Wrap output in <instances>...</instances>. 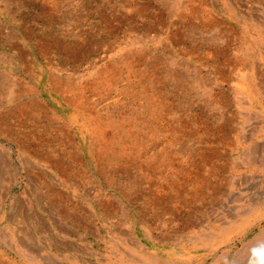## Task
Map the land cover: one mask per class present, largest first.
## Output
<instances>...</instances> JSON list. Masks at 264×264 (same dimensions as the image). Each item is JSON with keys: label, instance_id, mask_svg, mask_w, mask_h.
Wrapping results in <instances>:
<instances>
[{"label": "rangeland", "instance_id": "rangeland-1", "mask_svg": "<svg viewBox=\"0 0 264 264\" xmlns=\"http://www.w3.org/2000/svg\"><path fill=\"white\" fill-rule=\"evenodd\" d=\"M202 6L0 0L1 209L44 176L48 154L59 185L44 205L68 229L93 212L79 249L61 231L40 245L56 259L34 264H264V121L240 128L246 92L217 43L233 29ZM3 232L0 219L2 264H29Z\"/></svg>", "mask_w": 264, "mask_h": 264}, {"label": "crops", "instance_id": "crops-1", "mask_svg": "<svg viewBox=\"0 0 264 264\" xmlns=\"http://www.w3.org/2000/svg\"><path fill=\"white\" fill-rule=\"evenodd\" d=\"M241 1L199 0V2H202L203 4L202 8L200 7L202 12H208L211 7L215 8L218 11V20L223 24V28L226 26L228 29H233L232 34L220 33L222 37H220L217 43L223 45V47L220 48L223 58L226 53L232 54L230 59L231 62H228V70H232L234 74H238L236 78H232L233 86L246 92V98L240 99L238 104L235 103L236 108H234V113L238 115V118L242 119V123L239 124L240 128L242 130H249L247 129L248 125H251L253 122L259 123L264 121L258 118L259 116L264 115V103L262 102L264 99V93L261 89L264 83V0ZM196 3L198 5V1ZM184 4L187 6H193V4L187 2ZM231 8H233V10H231ZM239 9L243 11L242 14ZM246 13L252 21L243 17ZM228 19H231L232 21L229 22V26L226 23ZM236 20L242 21L239 24L242 26V31L244 33H238V30L236 29L237 27L234 26V21ZM207 52L212 53L213 50H207ZM256 134L257 132L254 134V132L251 131L248 135L244 136L248 139L256 137ZM45 155H47V159L45 160L44 157L42 159L44 161L41 160L42 162L40 165L37 164V166H40V171L44 170L43 172H45L46 175L44 174V176H41L37 182L32 181L31 183H33V185L25 183L24 189L27 193H25L23 197H15L17 201L14 203L18 204H14L9 209H1L0 206V219L4 227L3 237L10 245L16 244L13 248L15 249L18 247L20 248L18 249L20 251L25 249L24 243H17L16 238L18 241L25 242L28 245V247H26L27 252H32L31 256L28 255L27 260H29V264H31V262L34 264L36 257L40 255V245L41 247L43 245L49 249L50 238L53 240L54 246L58 245L59 237L61 241L64 239V235L62 238V236L58 234V232L60 233L61 231L63 234H66V232L71 234V242L75 245L78 243L79 249L80 246L78 241L81 239V236L77 228L85 225L82 223V219H86L87 217L89 219L93 216V212L91 211H87L85 217L82 216V214L77 217L76 212L72 213L70 222L71 226L70 229H68L61 224L62 221L60 219H64V217L59 216L57 211H49L48 205H44L45 202L48 203V201H50V197L54 199L51 195L52 192L56 190L54 183L59 185V181H54V177L48 173V167H50L52 171H58V167H56L58 165L55 160L59 157H54V155V158H50L48 154ZM31 164L34 166L33 163ZM0 167V172L5 171L4 166ZM22 169L25 170L27 168H21V170ZM12 170L17 171V166H14ZM48 176H51L52 178H48ZM10 185H12V182H10ZM33 194H36V200L41 203V207L36 208V210L31 209L28 203L31 201V197H34ZM3 196L4 193H2V197L0 198L2 199ZM56 199V201H58L63 198L59 199L56 197ZM53 210H56L55 207ZM87 225L90 226V229L93 231V223L88 221ZM50 226L53 228H50ZM30 238L33 242H27L30 241ZM21 244L23 246H21ZM42 257L49 258L48 260L51 258L52 260L56 259L55 256L51 257L48 252L43 253L41 251V256L38 258ZM4 258V253L0 254V264H2ZM54 262V264H58L57 260Z\"/></svg>", "mask_w": 264, "mask_h": 264}]
</instances>
